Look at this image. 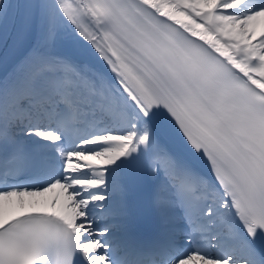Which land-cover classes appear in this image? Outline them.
Listing matches in <instances>:
<instances>
[{
    "label": "snow or ice",
    "instance_id": "1",
    "mask_svg": "<svg viewBox=\"0 0 264 264\" xmlns=\"http://www.w3.org/2000/svg\"><path fill=\"white\" fill-rule=\"evenodd\" d=\"M0 41V264H264V0H0Z\"/></svg>",
    "mask_w": 264,
    "mask_h": 264
},
{
    "label": "bare ground",
    "instance_id": "2",
    "mask_svg": "<svg viewBox=\"0 0 264 264\" xmlns=\"http://www.w3.org/2000/svg\"><path fill=\"white\" fill-rule=\"evenodd\" d=\"M196 19H197V22L198 23L201 22V21H199L198 18H196ZM224 39H226V38H224ZM221 42L223 43L224 40L222 39ZM84 43L87 44V42H84ZM80 59L86 60V61H88L91 64H94L96 66L103 67V62L100 60L98 54L95 53L94 49H92L91 46H90V49H87V51L84 52L80 56ZM158 127H159V125H158ZM163 135H164V140L169 145H172L174 143L173 142V138L164 129H163ZM38 190L42 191V189H38ZM69 191H71V190H69ZM66 195H67L66 192H62L60 189H54L53 191L45 192L41 196H37V197H34V198L26 197L25 198L26 200H36V201H39L40 202L39 207H37V208H28V207H26L24 209H19L18 207H13L10 211L12 212V214H15V215H17L19 213H23V212L30 211V210H35V211H52L53 210V208H52L53 201H56L57 202V206H59V204L63 202L64 197ZM176 223L179 224L178 218L176 220Z\"/></svg>",
    "mask_w": 264,
    "mask_h": 264
}]
</instances>
